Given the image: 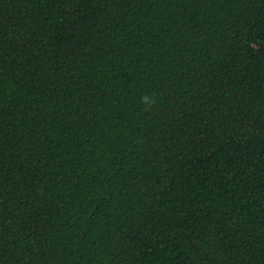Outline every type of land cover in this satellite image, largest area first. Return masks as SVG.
I'll return each mask as SVG.
<instances>
[{"label": "trees", "instance_id": "1", "mask_svg": "<svg viewBox=\"0 0 264 264\" xmlns=\"http://www.w3.org/2000/svg\"><path fill=\"white\" fill-rule=\"evenodd\" d=\"M0 264H264V0H0Z\"/></svg>", "mask_w": 264, "mask_h": 264}, {"label": "clouds", "instance_id": "2", "mask_svg": "<svg viewBox=\"0 0 264 264\" xmlns=\"http://www.w3.org/2000/svg\"><path fill=\"white\" fill-rule=\"evenodd\" d=\"M141 102L144 105V111H151L152 106L155 104V97L152 94L145 93L141 97Z\"/></svg>", "mask_w": 264, "mask_h": 264}]
</instances>
